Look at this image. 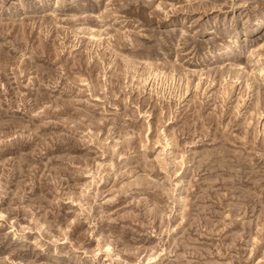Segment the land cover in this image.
Wrapping results in <instances>:
<instances>
[{
  "label": "rangeland",
  "instance_id": "374dc122",
  "mask_svg": "<svg viewBox=\"0 0 264 264\" xmlns=\"http://www.w3.org/2000/svg\"><path fill=\"white\" fill-rule=\"evenodd\" d=\"M262 17L0 0V264H264Z\"/></svg>",
  "mask_w": 264,
  "mask_h": 264
},
{
  "label": "bare ground",
  "instance_id": "6f19581e",
  "mask_svg": "<svg viewBox=\"0 0 264 264\" xmlns=\"http://www.w3.org/2000/svg\"><path fill=\"white\" fill-rule=\"evenodd\" d=\"M264 19V17H262L261 19H257L258 21H262ZM256 20V21H257ZM260 29V28H259ZM246 31V30H245ZM246 34V33H245ZM109 248V245L108 244H105V249L107 250Z\"/></svg>",
  "mask_w": 264,
  "mask_h": 264
}]
</instances>
